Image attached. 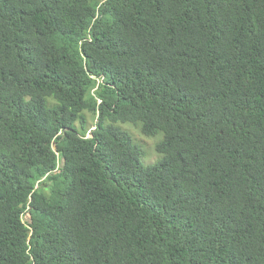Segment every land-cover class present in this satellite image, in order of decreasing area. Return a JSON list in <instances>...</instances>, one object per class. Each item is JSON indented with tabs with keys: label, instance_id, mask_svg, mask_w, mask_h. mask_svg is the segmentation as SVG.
Listing matches in <instances>:
<instances>
[{
	"label": "trees",
	"instance_id": "16d2710c",
	"mask_svg": "<svg viewBox=\"0 0 264 264\" xmlns=\"http://www.w3.org/2000/svg\"><path fill=\"white\" fill-rule=\"evenodd\" d=\"M0 264H264V0H0Z\"/></svg>",
	"mask_w": 264,
	"mask_h": 264
},
{
	"label": "rangeland",
	"instance_id": "374dc122",
	"mask_svg": "<svg viewBox=\"0 0 264 264\" xmlns=\"http://www.w3.org/2000/svg\"><path fill=\"white\" fill-rule=\"evenodd\" d=\"M122 128L134 137L135 142H137L138 146L143 150L144 156L142 158V163L145 166H152L159 161L160 156L156 152V145L163 140L162 134H159L154 138H146L134 127L127 125L122 126ZM23 220L24 222L29 223L30 215L25 214Z\"/></svg>",
	"mask_w": 264,
	"mask_h": 264
}]
</instances>
